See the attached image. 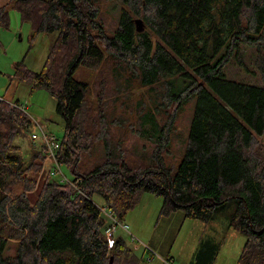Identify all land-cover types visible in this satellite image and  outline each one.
<instances>
[{
	"label": "trees",
	"instance_id": "obj_1",
	"mask_svg": "<svg viewBox=\"0 0 264 264\" xmlns=\"http://www.w3.org/2000/svg\"><path fill=\"white\" fill-rule=\"evenodd\" d=\"M9 5L31 27L30 48L57 35L41 70L19 61L9 84L44 89L55 101L64 134L54 162L72 178L55 181L48 170L37 181L44 146L30 138L28 160L21 155L13 141L31 121L0 98V264H137L122 238L112 234L108 247L107 216L122 223L144 193L163 198L161 217L182 211L202 222L234 202L229 226L245 237L236 264H264V0H124L108 28L94 0H8L3 29ZM241 47L257 50L263 86L226 77ZM80 68L92 83L73 78ZM194 99L171 172V132ZM141 141L149 153L139 152ZM10 240L15 254L5 258Z\"/></svg>",
	"mask_w": 264,
	"mask_h": 264
},
{
	"label": "rangeland",
	"instance_id": "obj_2",
	"mask_svg": "<svg viewBox=\"0 0 264 264\" xmlns=\"http://www.w3.org/2000/svg\"><path fill=\"white\" fill-rule=\"evenodd\" d=\"M94 1L106 28L119 19L124 0ZM7 3L8 0H0V7ZM6 10L9 27L0 28V98L9 97V102H18L31 121L27 135L17 137L13 141L15 145L21 147V155L28 160L32 148L30 136L35 134L40 137L34 141V147L43 143L42 133L51 135L60 142L64 134V124L55 113L56 103L46 90L38 88L32 90L31 85L27 83H18L16 88H12L9 79L13 74V65L22 60L31 71L39 72L57 35H41L30 48V25L20 21L19 13L11 5ZM240 51V61L233 57L225 66L226 77L248 85L263 86L254 67L257 50L241 47ZM73 78L92 83L94 76L80 68L74 73ZM195 103L194 99L183 106L172 129L170 144L165 154V163L171 172L184 153ZM260 141L264 147V135ZM139 148V152L145 150L149 153L147 142L141 141ZM48 170H51V179L55 181H68L72 178L64 166L56 165L51 159H47L37 181L41 182ZM92 200L98 206L102 205L100 198L94 196ZM162 203V197L144 193L137 206L126 215L122 223L115 224V221L112 222L111 217L106 215L109 224H113L114 227L113 237L124 240L137 264H198L199 260H202L201 264L237 263L245 244V237L229 226L236 208L234 202L220 208L209 222L186 218L182 211L161 217ZM107 237L106 234V239ZM15 250L16 242L10 240L3 256L13 257Z\"/></svg>",
	"mask_w": 264,
	"mask_h": 264
},
{
	"label": "built area",
	"instance_id": "obj_3",
	"mask_svg": "<svg viewBox=\"0 0 264 264\" xmlns=\"http://www.w3.org/2000/svg\"><path fill=\"white\" fill-rule=\"evenodd\" d=\"M20 108L22 110H24V108L22 106H20ZM30 138L34 142L36 140H39L40 137L38 138L37 135L32 134L30 136ZM41 139L43 142L42 145L44 146V152L47 156V159H51L54 162V153L59 148L58 142L55 140V138L53 136L47 135L44 133L41 134ZM62 181H65V180H62ZM112 221H114V220L112 219ZM115 224H118V223H115ZM113 232H114V227L109 232H107V236H108L107 239L109 242V248H112V246H113V237H112Z\"/></svg>",
	"mask_w": 264,
	"mask_h": 264
},
{
	"label": "crops",
	"instance_id": "obj_4",
	"mask_svg": "<svg viewBox=\"0 0 264 264\" xmlns=\"http://www.w3.org/2000/svg\"><path fill=\"white\" fill-rule=\"evenodd\" d=\"M9 85H10V87H12V88H16V87L18 86V82H17V81H12L11 84H9ZM3 100L9 102V97H7L6 99L3 98ZM17 103H18V102H17ZM25 108H26V107H25Z\"/></svg>",
	"mask_w": 264,
	"mask_h": 264
},
{
	"label": "water",
	"instance_id": "obj_5",
	"mask_svg": "<svg viewBox=\"0 0 264 264\" xmlns=\"http://www.w3.org/2000/svg\"><path fill=\"white\" fill-rule=\"evenodd\" d=\"M111 262H112V258H111V260H110L109 264H111Z\"/></svg>",
	"mask_w": 264,
	"mask_h": 264
}]
</instances>
